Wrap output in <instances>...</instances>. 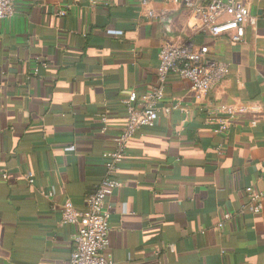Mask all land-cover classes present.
Returning <instances> with one entry per match:
<instances>
[{
  "label": "crops",
  "instance_id": "crops-1",
  "mask_svg": "<svg viewBox=\"0 0 264 264\" xmlns=\"http://www.w3.org/2000/svg\"><path fill=\"white\" fill-rule=\"evenodd\" d=\"M176 1L14 0L0 20V264H70L76 227L61 224L63 204L84 209L100 185L123 101L156 86L166 44L205 45L229 74L202 100L168 76L157 121L128 142L106 200V254L113 264H264V210L240 214L245 189L264 190V22L233 42L201 32ZM235 1L264 10V0ZM218 106L237 114L225 135L206 124Z\"/></svg>",
  "mask_w": 264,
  "mask_h": 264
},
{
  "label": "built area",
  "instance_id": "built-area-1",
  "mask_svg": "<svg viewBox=\"0 0 264 264\" xmlns=\"http://www.w3.org/2000/svg\"><path fill=\"white\" fill-rule=\"evenodd\" d=\"M13 1L0 0V20L13 17ZM73 1L77 3L80 0ZM103 2L104 0H91L92 5ZM141 2L146 5L150 0ZM175 2L178 3L176 0ZM180 4L199 19L201 32L214 37L228 36L233 42L242 41L246 26L254 27L259 21L264 22V10L254 14L235 0H209L204 4L195 3L193 0H180ZM149 16L152 17L153 13L150 12ZM170 74L187 80L194 98L202 100L226 78L229 65L211 59L205 45L194 48L190 45L166 44L160 48L156 86L141 97L133 92L123 101L126 123L122 132L114 139V147L102 154L105 175L100 185L87 196L84 209L76 208L71 202L63 204L61 224L76 227L70 264H113L106 254L111 217L106 200L121 186L116 174L128 142L140 130L157 121L158 105L163 98ZM173 108L181 110L179 103H175ZM236 117V112L230 107H213L206 113V124L213 128L214 133L225 135ZM215 150L219 155L222 153L221 146H217ZM1 173L6 178V172ZM27 182L33 184L32 175L27 176ZM245 196L247 203L240 209V214L256 215L264 210V190L246 188ZM227 217L226 215L225 218Z\"/></svg>",
  "mask_w": 264,
  "mask_h": 264
},
{
  "label": "trees",
  "instance_id": "trees-1",
  "mask_svg": "<svg viewBox=\"0 0 264 264\" xmlns=\"http://www.w3.org/2000/svg\"><path fill=\"white\" fill-rule=\"evenodd\" d=\"M213 129V128H212Z\"/></svg>",
  "mask_w": 264,
  "mask_h": 264
}]
</instances>
